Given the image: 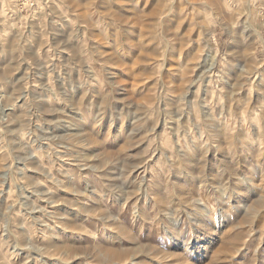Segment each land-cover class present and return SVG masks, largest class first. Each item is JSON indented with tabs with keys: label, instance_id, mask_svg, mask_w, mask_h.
I'll use <instances>...</instances> for the list:
<instances>
[{
	"label": "rangeland",
	"instance_id": "374dc122",
	"mask_svg": "<svg viewBox=\"0 0 264 264\" xmlns=\"http://www.w3.org/2000/svg\"><path fill=\"white\" fill-rule=\"evenodd\" d=\"M218 1L0 0V264H264V0Z\"/></svg>",
	"mask_w": 264,
	"mask_h": 264
},
{
	"label": "bare ground",
	"instance_id": "6f19581e",
	"mask_svg": "<svg viewBox=\"0 0 264 264\" xmlns=\"http://www.w3.org/2000/svg\"><path fill=\"white\" fill-rule=\"evenodd\" d=\"M208 1V0H207ZM215 2V1H217V0H212V2ZM221 1V0H220ZM220 1H218V2H220ZM179 2V1H178ZM129 3V2H128ZM222 4H223V6H225L227 9H229V4H228V1L227 0H223L222 2H221ZM75 4V3H74ZM219 5H220V3H219ZM76 6V5H75ZM173 8H174V6H172V8L169 10V12L172 14L173 13ZM131 10V9H130ZM216 10H218V9H216ZM152 12V11H151ZM151 14H153V16L154 17H156V15H158V13H155V12H153V13H151ZM148 15H149V13H148ZM168 15V14H167ZM144 16V15H143ZM136 17V16H135ZM140 17H142V16H140ZM147 17V16H146ZM145 17V18H146ZM162 17V16H161ZM175 17V16H174ZM134 19V18H133ZM154 21V20H153ZM134 22V21H133ZM132 22V23H133ZM136 23V22H135ZM244 23H245V26H246V28H248L250 31H252L253 32V34L254 35H256L257 36V38L261 41V42H263L264 40H263V37H262V35H261V33H260V31L258 30V28L256 27V25L253 23V21L250 19V17L249 18H247L245 21H244ZM137 24V23H136ZM140 24H142V23H140ZM144 24V23H143ZM138 25V24H137ZM148 27V26H147ZM163 27V26H162ZM149 28V27H148ZM247 29V30H248ZM245 30V29H244ZM247 30H245V34H246V31ZM142 31V30H141ZM243 31V30H242ZM250 31H249V33H250ZM141 33V32H140ZM141 34H143V33H141ZM241 34H244V33H241ZM241 36V35H240ZM141 37H143V35L141 36ZM134 38V37H133ZM144 38V37H143ZM141 40H143V39H141ZM140 40V41H141ZM139 41V40H138ZM145 41V40H144ZM143 41V42H144ZM132 42V41H131ZM134 42V41H133ZM136 43V42H135ZM133 44V43H132ZM145 44H147V43H145ZM167 44H168V42H167ZM138 45V44H137ZM136 44L134 45V48L136 47V48H138L139 46H137ZM169 46V45H168ZM249 47H245V45H244V47H243V50H247ZM150 49L151 48H149V53L151 54V56L155 59V58H157V57H159V56H161V55H163L162 53H160L159 51H157L156 49L157 48H154L152 51H150ZM168 50V49H167ZM131 51V50H130ZM138 51H140L139 49H138ZM165 51H166V49H165ZM134 52V51H133ZM135 53V52H134ZM139 53H141L142 54V52H139ZM146 53V52H145ZM112 54V53H111ZM132 55V54H131ZM134 55H136V54H134ZM214 57H215V55H214ZM213 56H212V63L214 62V60H215V58H214ZM243 57V56H242ZM150 58V57H149ZM160 58V57H159ZM159 58H157V59H155V61H153L152 63H153V65L154 64H156V62H159V61H157ZM116 59V58H115ZM167 59L165 58V61H166ZM133 62V63H132ZM131 62V66L129 67V69H127V71L125 70V72H127L129 75H132L133 73H134V71H135V69H137L138 67H136L135 65H136V63H138L136 60H134V61H132ZM141 62V61H140ZM151 63V64H152ZM242 63H244V62H241L239 65L240 66H242V69H243V72L244 73H252V74H255V75H258L257 74V71L255 70V68H257V67H254V70H252V69H244L243 67H245V66H247V65H249V64H247V65H242ZM172 64H174V63H172ZM214 64V63H213ZM129 65H130V63H129ZM210 67V66H209ZM249 67V66H248ZM170 68V67H169ZM212 68V66L209 68V69H211ZM252 68V67H251ZM139 69V68H138ZM208 69V70H209ZM251 70V71H250ZM138 71V70H137ZM207 71V70H206ZM116 73V72H115ZM204 73V72H203ZM174 74V73H173ZM184 75V74H183ZM125 76V75H124ZM137 77H138V75H136ZM149 76H150V74H149ZM200 76V78L202 79L203 78V82L205 81V78L203 77V75L201 76V75H199ZM245 76V75H244ZM255 77H257V76H255ZM255 77H253V78H255ZM128 78V77H127ZM132 78V77H131ZM242 78H243V75H242ZM252 78V77H251ZM125 79V78H124ZM130 79V78H129ZM241 79V78H240ZM255 79H257V78H255ZM127 80V79H126ZM250 80V78H248V77H244V79H241V80H238L237 82H236V84H234L233 86H236V89H241L244 85H246V83L248 82ZM260 80H264V77H262V78H260ZM129 81V80H128ZM252 81V80H251ZM256 81V80H255ZM124 82H126V81H124ZM131 82H132V80H131ZM129 83V84H132V83ZM138 82H140V81H138ZM141 82H142V80H141ZM166 82V81H165ZM143 83V82H142ZM255 83V82H254ZM248 84H249V82H248ZM253 84V83H252ZM139 85V84H138ZM251 85V84H250ZM206 86V85H205ZM232 86V87H233ZM76 87V86H75ZM74 87V88H75ZM131 87V86H130ZM136 87V86H135ZM168 87V86H167ZM176 87H178V86H176ZM190 87V86H189ZM207 87V86H206ZM73 88V87H72ZM122 88H123V86H122ZM234 88V87H233ZM76 89V88H75ZM74 89V90H75ZM127 90V89H126ZM129 90H131V89H129ZM189 90V89H188ZM208 90V88H206V91ZM210 90V89H209ZM125 91V90H124ZM128 91V90H127ZM127 91H125V92H127ZM177 91V90H176ZM181 91L183 92V90L181 89ZM181 92V93H182ZM238 92V91H237ZM167 93V92H166ZM169 93V92H168ZM176 93V92H175ZM189 93V92H188ZM75 94H76V92H75ZM129 94H130V92H129ZM177 94H178V92H177ZM122 95H123V93H122ZM128 95V94H127ZM132 95V94H131ZM184 95V94H183ZM178 96L179 98L181 97V99L182 98H184L185 96ZM188 95V94H187ZM83 96H85V95H83ZM257 96V95H256ZM73 97V96H72ZM83 97L81 96V99H82ZM133 98V97H132ZM135 98V97H134ZM133 98V99H134ZM89 100V99H88ZM138 101L140 102V100L138 99ZM145 101V100H144ZM137 103V102H136ZM145 103V102H144ZM134 104V103H133ZM139 104H141V103H139ZM146 104V103H145ZM135 105V104H134ZM142 105H143V103H142ZM131 106L133 107V105H132V103H131ZM224 106V105H223ZM136 107H138V105L136 106ZM135 107V108H136ZM141 106H139V108H140ZM149 107V106H148ZM15 108V107H14ZM139 108H138V110H139ZM133 109V108H132ZM142 109V108H141ZM144 109H146V108H144ZM13 110V109H12ZM125 112V111H124ZM205 112V111H204ZM11 113V112H10ZM135 113H137V112H135ZM141 115V114H140ZM205 115V114H204ZM209 115V113H207V110H206V116H208ZM210 116V115H209ZM225 116V115H224ZM207 118V117H206ZM215 118V117H214ZM245 118H247L246 116H245V113H244V116H243V119H245ZM255 118L256 119H258V115L255 113ZM211 119V118H210ZM108 122V121H107ZM133 123V122H132ZM217 124V123H216ZM98 125V124H97ZM217 126V125H216ZM110 127V126H109ZM117 127V126H116ZM261 127V126H260ZM112 128V127H111ZM258 128H259V126H258ZM100 129V128H99ZM117 129H119V128H117ZM219 129V128H218ZM221 129V128H220ZM126 130V129H125ZM104 131V130H103ZM120 131V130H119ZM118 131V132H119ZM127 131V130H126ZM110 132V131H109ZM111 133H112V129H111ZM77 134V133H76ZM90 135L88 134V137H89ZM169 136V135H168ZM92 137V136H91ZM89 139H90V137H89ZM91 141L93 142L94 140L93 139H91ZM131 141V140H130ZM90 142V141H89ZM126 142V141H125ZM88 143V142H87ZM131 143H132V141H131ZM96 144V143H95ZM222 144V143H221ZM130 145V144H129ZM129 145H128V147H129ZM133 145H135V144H133ZM131 146H132V144H131ZM220 146V145H219ZM133 147V146H132ZM220 147H222V146H220ZM131 148V147H130ZM129 148V149H130ZM197 148V147H196ZM194 149L193 150V154H194V157L193 158H196V159H198V161L199 162H197V164L198 163H203V162H205V160H204V157L202 156V154L200 155L199 153H198V151H199V149L197 148V149ZM219 148V147H218ZM248 148V147H247ZM242 152V151H241ZM249 152V151H248ZM247 153V152H246ZM245 153V154H246ZM221 155V154H220ZM237 155V154H236ZM247 155H248V153H247ZM192 158V157H191ZM222 158V157H221ZM238 159V158H237ZM240 159V158H239ZM241 160V159H240ZM190 161V159H188V161L187 160H183L181 163H182V165L183 164H185L186 166H188L190 169H191V171L189 170L188 171V173H187V175H188V177H193L194 178V182H196V183H201V181H204V175H203V173H200V174H198V175H196L195 174V176H193V165L189 162ZM232 161V160H231ZM192 162H193V160H192ZM180 163V164H181ZM240 163V162H239ZM179 164V165H180ZM229 164V163H228ZM203 165H204V163H203ZM202 166V165H201ZM201 168V167H200ZM202 169V168H201ZM181 170V169H180ZM200 171V170H199ZM232 171V170H231ZM49 173V172H48ZM198 173V172H197ZM259 173V172H258ZM264 174V173H263ZM185 175V174H184ZM183 175V176H184ZM235 175V174H234ZM233 175V176H234ZM186 177V176H185ZM183 178V177H182ZM261 178V177H260ZM262 178H263V176H262ZM192 183V182H191ZM201 184H203V183H201ZM256 185V184H255ZM200 186V185H199ZM202 186V185H201ZM200 186V187H201ZM141 187V186H140ZM261 187V186H260ZM258 190V189H257ZM263 190V189H262ZM261 191V189L259 190V192ZM263 192V191H262ZM262 194H264V192L262 193ZM261 194V195H262ZM260 195V196H261ZM142 197V196H141ZM121 202H125L124 200H122ZM198 202H199V200H198ZM212 207H214V206H212ZM136 210V213H137V215H139L141 212L138 210V209H135ZM223 214V213H222ZM260 215V214H259ZM110 219H112V217L110 218ZM112 221H115V220H113L112 219ZM71 227H73V229L75 228V224H73ZM118 230H117V233H116V235H117V237H116V239L117 240H119V241H121V243H123L124 244V242H126L125 241V237H127V241L129 242V243H133V244H135L134 245V247H135V252H133L132 250V255H133V257H135L134 259V263H135V261L138 259V257L140 256H142L143 254H144V252H146L148 249H146L145 251L143 250L144 248H143V246L141 245L140 246V244H139V242H137V239H136V237L135 236H133V234L130 232V231H128L125 227H123V226H120V225H118ZM236 228V227H235ZM82 238V237H81ZM110 240V239H109ZM111 242V241H110ZM75 243V242H74ZM76 244V243H75ZM95 248H96V246H95ZM99 249V248H98ZM97 249V250H98ZM101 250V252L102 253H105V257H103V258H101V260L99 259V261L98 262H96L97 264H117L118 262H117V260H122L123 259V257L126 255V253H128V251L127 250H125V248L124 249H122L120 252H117V251H114L113 250V248L112 247H108V246H105V248L104 249H102V248H100ZM157 249L155 248V247H152V246H149V252H150V255L151 254H153L154 252H157L156 251ZM99 250H98V252H100ZM159 251V250H158ZM74 252V251H73ZM76 252V251H75ZM93 252V251H92ZM95 252V251H94ZM130 252V251H129ZM157 254H159V256L161 255L162 257H164V256H166V254L165 253H157ZM76 255V254H75ZM177 256V255H176ZM85 257L86 258H91V257H93V255L91 254V256H90V254H89V256L88 255H85ZM99 257V256H98ZM93 259H97L96 258V255L94 254V257H93ZM148 264V263H147Z\"/></svg>",
	"mask_w": 264,
	"mask_h": 264
},
{
	"label": "crops",
	"instance_id": "0c3cea01",
	"mask_svg": "<svg viewBox=\"0 0 264 264\" xmlns=\"http://www.w3.org/2000/svg\"><path fill=\"white\" fill-rule=\"evenodd\" d=\"M79 245V244H78Z\"/></svg>",
	"mask_w": 264,
	"mask_h": 264
}]
</instances>
